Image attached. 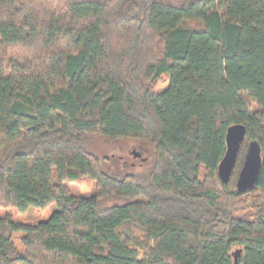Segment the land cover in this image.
I'll list each match as a JSON object with an SVG mask.
<instances>
[{"label":"trees","instance_id":"1","mask_svg":"<svg viewBox=\"0 0 264 264\" xmlns=\"http://www.w3.org/2000/svg\"><path fill=\"white\" fill-rule=\"evenodd\" d=\"M94 136L148 155L109 171ZM0 209V264H264V0H0Z\"/></svg>","mask_w":264,"mask_h":264},{"label":"rangeland","instance_id":"2","mask_svg":"<svg viewBox=\"0 0 264 264\" xmlns=\"http://www.w3.org/2000/svg\"><path fill=\"white\" fill-rule=\"evenodd\" d=\"M166 84L160 81L155 89H161ZM93 150L101 158H108L105 160L104 167L109 171L122 172L129 169V165L133 163H140L144 161V155H148L147 145L136 142L134 140H119L109 141L101 136H94ZM145 153V154H143ZM95 181L91 178L83 180L80 184L73 187V191H77L86 197L92 196L96 192ZM56 204H52L45 210L30 209L26 213H20L16 209L10 210L17 222L26 224L38 225L40 222H46L51 215L56 211ZM0 213H5L4 209H0ZM16 243L20 249L22 245L19 239L16 238ZM235 251V250H234Z\"/></svg>","mask_w":264,"mask_h":264},{"label":"water","instance_id":"3","mask_svg":"<svg viewBox=\"0 0 264 264\" xmlns=\"http://www.w3.org/2000/svg\"><path fill=\"white\" fill-rule=\"evenodd\" d=\"M247 128L237 124L231 126L226 135V153L218 166V176L223 184H229L235 176L237 163L246 143ZM262 148L259 142L249 141L240 170L236 177V187L240 192L251 190L258 182L262 169ZM240 251L233 253L235 264H239Z\"/></svg>","mask_w":264,"mask_h":264}]
</instances>
